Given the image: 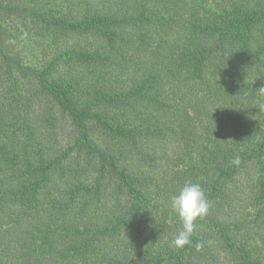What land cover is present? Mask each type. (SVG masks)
<instances>
[{"label": "trees", "instance_id": "16d2710c", "mask_svg": "<svg viewBox=\"0 0 264 264\" xmlns=\"http://www.w3.org/2000/svg\"><path fill=\"white\" fill-rule=\"evenodd\" d=\"M0 264H264V0H0Z\"/></svg>", "mask_w": 264, "mask_h": 264}, {"label": "clouds", "instance_id": "9594fccd", "mask_svg": "<svg viewBox=\"0 0 264 264\" xmlns=\"http://www.w3.org/2000/svg\"><path fill=\"white\" fill-rule=\"evenodd\" d=\"M170 203L182 224V229L173 243L177 248H182L191 243V236L196 227L195 222L207 215L210 202L200 184L187 181L179 193L171 197Z\"/></svg>", "mask_w": 264, "mask_h": 264}]
</instances>
